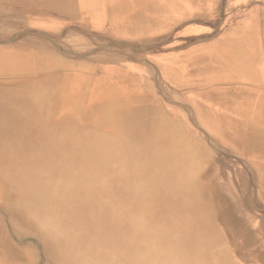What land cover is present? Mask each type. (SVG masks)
<instances>
[{"label":"bare ground","instance_id":"obj_1","mask_svg":"<svg viewBox=\"0 0 264 264\" xmlns=\"http://www.w3.org/2000/svg\"><path fill=\"white\" fill-rule=\"evenodd\" d=\"M239 1L0 0V264H264Z\"/></svg>","mask_w":264,"mask_h":264},{"label":"rangeland","instance_id":"obj_2","mask_svg":"<svg viewBox=\"0 0 264 264\" xmlns=\"http://www.w3.org/2000/svg\"><path fill=\"white\" fill-rule=\"evenodd\" d=\"M242 2H244V3H242ZM240 3H241L242 5H241ZM249 3H250V4H249ZM238 4H239V5H238ZM247 4H248V5H247ZM253 4H254V3H253L252 0H242V1L237 2L236 5H234V7H243L244 5H245V6H248V7H249V6L251 7ZM258 5H259V8L261 9V8H262V5H261L260 3H259ZM245 6H244V7H245ZM251 11H252V10H251ZM250 14H251V13H249V14H247V15H250Z\"/></svg>","mask_w":264,"mask_h":264},{"label":"crops","instance_id":"obj_3","mask_svg":"<svg viewBox=\"0 0 264 264\" xmlns=\"http://www.w3.org/2000/svg\"><path fill=\"white\" fill-rule=\"evenodd\" d=\"M261 18H262V20L264 19L263 16Z\"/></svg>","mask_w":264,"mask_h":264}]
</instances>
